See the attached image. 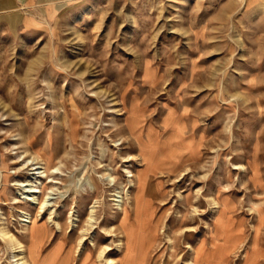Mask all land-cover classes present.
I'll return each instance as SVG.
<instances>
[{"label":"rangeland","instance_id":"1","mask_svg":"<svg viewBox=\"0 0 264 264\" xmlns=\"http://www.w3.org/2000/svg\"><path fill=\"white\" fill-rule=\"evenodd\" d=\"M29 1L0 13V232L30 264H264V0Z\"/></svg>","mask_w":264,"mask_h":264},{"label":"bare ground","instance_id":"2","mask_svg":"<svg viewBox=\"0 0 264 264\" xmlns=\"http://www.w3.org/2000/svg\"><path fill=\"white\" fill-rule=\"evenodd\" d=\"M130 129V128H129ZM132 133H133V131H132ZM136 142H138V143H140V145L141 146H143V142L142 141H140V139H138V140H136ZM43 160V159H42ZM43 163H45V162H43ZM46 164V163H45ZM43 165V164H42ZM51 168H54V167H50V169ZM42 169H45L44 167H42ZM42 169H38L37 168V170H32L33 171V173L31 174V177L33 178V180H38L39 179V177L40 176H43V174L45 173L44 171V173H42V172H40L39 170H42ZM37 171H39V172H37ZM47 171V170H46ZM107 172V171H106ZM111 177V176H110ZM112 182V181H111ZM20 184V183H19ZM112 184V183H111ZM138 185V184H137ZM19 187H21V188H23V189H26L27 188V201L28 202H33V203H37L36 205H38V207H39V212H42V211H45L46 209H47V207H48V203L50 202V201H48V200H45V202L43 201V200H41L40 199V194H41V191L40 190H37L36 188H32L31 187V189H30V191H28V188H29V186L28 185H25V184H21V185H19ZM119 194L120 193H118V194H115V198H118L119 197ZM113 201H116V200H113ZM120 208L122 209V211H124L123 210V205H121L120 206ZM93 217H94V215H91V217H90V220H92L93 219ZM2 221V220H1ZM33 218L31 217V216H29V215H25L24 216V218H23V223L25 224V226L26 225H31V224H33ZM129 216H128V214L126 213V215H125V218H124V224L122 225L123 226V229H124V231L125 232H127L128 233V236H127V238H128V240H131L132 239V234H133V229H134V226H132L131 228L129 227ZM153 226H154V223H153V221L151 220V221H149L148 222V224H147V228H148V230H150V232L152 233V231H153ZM60 227L61 226H59L58 225V228H59V230H60ZM28 228H29V226H28ZM92 228V227H91ZM63 229V228H62ZM130 231V232H129ZM132 232V233H131ZM1 234V236L7 241L6 243H9L10 245H11V249H13L14 250V253H13V260H14V262L16 263V264H30V262H28V258L26 257V252H25V248L26 247H24L23 246V244L20 242V240H18L17 238L18 237H14V236H12V235H9V233H7L5 230H4V228L3 229H1V232H0ZM29 237V236H28ZM8 244V245H9ZM25 245V244H24ZM81 245V244H80ZM27 246V245H26ZM28 247V246H27ZM12 250V251H13ZM16 250H19V254H16ZM18 253V252H17ZM104 254H105V251H103V252H101V254H100V256H99V260H101V262H102V260H103V258H104ZM111 260V259H110ZM200 260V259H199ZM100 263V262H99Z\"/></svg>","mask_w":264,"mask_h":264},{"label":"crops","instance_id":"3","mask_svg":"<svg viewBox=\"0 0 264 264\" xmlns=\"http://www.w3.org/2000/svg\"><path fill=\"white\" fill-rule=\"evenodd\" d=\"M13 2H14V4L18 5L20 3V0H11V1H9V0H0V13L4 11L3 5L5 3L9 4V3H13ZM28 4L30 5L31 9L33 8V10H31V13H29V15H37L36 14V12H37L36 9H38V1L31 0V1H29Z\"/></svg>","mask_w":264,"mask_h":264}]
</instances>
